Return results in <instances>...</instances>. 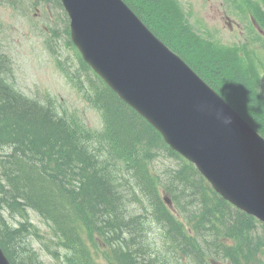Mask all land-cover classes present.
I'll list each match as a JSON object with an SVG mask.
<instances>
[{"label": "trees", "instance_id": "trees-1", "mask_svg": "<svg viewBox=\"0 0 264 264\" xmlns=\"http://www.w3.org/2000/svg\"><path fill=\"white\" fill-rule=\"evenodd\" d=\"M125 1L161 39L167 43L168 40L173 42L175 46L170 45L199 74L211 76L220 89L230 83L237 97L244 99L243 91L239 90L243 85L241 72L231 76L219 72L213 75L208 67L213 66L219 71L218 59L208 61L206 50L204 56L192 62L187 45L182 43L187 35L179 22H172L173 17L176 18L175 11L168 9V0ZM247 1L258 11V3H264V0ZM171 26L183 35L177 36ZM8 69L9 58L0 51V146L9 145L12 148L11 153L0 160V209L3 205L9 206L19 214L24 212L25 207L35 209L38 215L50 222L60 242H64L72 252H77V257L87 264L89 255H86V248H80L84 242L80 230L85 225L88 228L100 225L108 228L124 217L119 212V198L112 186L111 174L106 167L97 166V155L91 154L74 131L53 116L49 107L23 96L6 81L3 74ZM95 78L98 83L92 85L93 101L105 110L106 132L111 134L112 145L119 152L127 151V159L135 163L137 177L143 179L141 156H150L148 150L152 144L158 143V135ZM234 104L242 108L241 104ZM11 160L12 168L9 169L7 163L10 164ZM194 177H198L197 173ZM147 187L150 191V184ZM105 202L110 203L109 207ZM95 203L98 206H94ZM106 207L109 214L104 216ZM226 221L222 225L225 231L238 230L245 222L235 217ZM130 224L133 228L137 227L132 222ZM130 224L125 226L129 228ZM27 229L38 236L26 222L11 228L0 218V245L11 264H40L28 242L30 234ZM116 229L118 231L110 230L109 238L117 249L126 239L122 236L121 228ZM136 229H133L135 237L138 236ZM138 247V240H134L118 251V264H133L138 256ZM212 255L208 244L201 246L195 264H209L208 259Z\"/></svg>", "mask_w": 264, "mask_h": 264}, {"label": "rangeland", "instance_id": "rangeland-1", "mask_svg": "<svg viewBox=\"0 0 264 264\" xmlns=\"http://www.w3.org/2000/svg\"><path fill=\"white\" fill-rule=\"evenodd\" d=\"M233 3L236 9L228 0H172L168 1V6L172 11H178L179 18L173 17L172 22H179L185 35H193L199 41L209 40L215 52L221 51L223 56L218 57L220 67L217 63L219 71L229 76L241 72L248 87L264 101V65L255 61L253 50L249 48L264 57V48L256 36L264 38L258 20L264 21V15L240 0H233ZM251 11L258 18L253 23L248 13ZM65 26V14L56 0H0V49L12 61L10 80L14 81L15 87L25 96L40 101L52 98L59 113L76 114L89 129L100 131L99 113L66 80V75H75L85 82L87 70L80 67L76 50L67 39ZM182 43L187 44L184 40ZM188 44L194 46L195 43L191 40ZM227 47L230 49H224ZM208 68L213 75L218 74L215 67ZM98 143L96 138L95 145ZM165 161L171 163L168 159ZM11 163L12 160L7 163L9 169ZM105 203L109 207L110 203ZM26 210L25 218L38 229L39 236L31 241L40 260L43 264H62L58 260L63 250L58 246V240H50L51 228L33 209ZM142 211L146 213L148 207ZM3 215L14 226L19 220L23 221L9 210L3 211ZM103 255H99L98 264H108Z\"/></svg>", "mask_w": 264, "mask_h": 264}, {"label": "water", "instance_id": "water-1", "mask_svg": "<svg viewBox=\"0 0 264 264\" xmlns=\"http://www.w3.org/2000/svg\"><path fill=\"white\" fill-rule=\"evenodd\" d=\"M61 3L69 16L71 40L84 59L140 109L168 142L193 147L199 154L208 151L209 132L219 120L206 118L208 110L224 109L220 98L153 38L121 0ZM145 50L151 54L142 56ZM208 165L214 168L209 171L213 176L223 170L220 164ZM255 168L260 170L256 179L264 180V160ZM0 264H8L1 251Z\"/></svg>", "mask_w": 264, "mask_h": 264}, {"label": "clouds", "instance_id": "clouds-1", "mask_svg": "<svg viewBox=\"0 0 264 264\" xmlns=\"http://www.w3.org/2000/svg\"><path fill=\"white\" fill-rule=\"evenodd\" d=\"M216 118L225 126H229L231 124V117L224 114V112L220 109H217L215 112Z\"/></svg>", "mask_w": 264, "mask_h": 264}, {"label": "bare ground", "instance_id": "bare-ground-1", "mask_svg": "<svg viewBox=\"0 0 264 264\" xmlns=\"http://www.w3.org/2000/svg\"><path fill=\"white\" fill-rule=\"evenodd\" d=\"M23 152V151H22ZM20 162V161H19ZM20 164H22V163H20ZM56 173V172H55ZM58 173V172H57ZM101 183V182H100ZM102 185V184H101ZM109 186V185H108ZM107 186V187H108ZM86 201V200H85ZM88 205V204H87ZM91 207V206H90ZM105 209V208H104ZM88 211V210H87ZM91 213V212H90ZM65 217V216H64ZM69 219V218H68ZM67 221V220H66ZM65 223V222H64ZM21 235V234H20ZM111 235V234H110ZM23 243V242H22ZM23 246V245H22ZM27 256V255H26ZM128 260V259H127Z\"/></svg>", "mask_w": 264, "mask_h": 264}]
</instances>
